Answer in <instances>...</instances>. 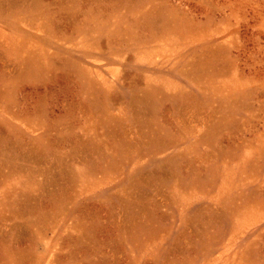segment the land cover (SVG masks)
Masks as SVG:
<instances>
[{
    "label": "rangeland",
    "instance_id": "obj_1",
    "mask_svg": "<svg viewBox=\"0 0 264 264\" xmlns=\"http://www.w3.org/2000/svg\"><path fill=\"white\" fill-rule=\"evenodd\" d=\"M0 264H264V0H0Z\"/></svg>",
    "mask_w": 264,
    "mask_h": 264
}]
</instances>
